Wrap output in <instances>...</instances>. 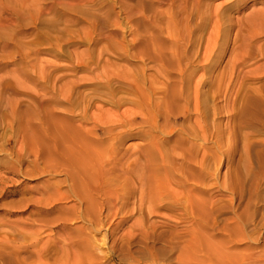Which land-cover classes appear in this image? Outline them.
Listing matches in <instances>:
<instances>
[{"label": "rangeland", "instance_id": "obj_1", "mask_svg": "<svg viewBox=\"0 0 264 264\" xmlns=\"http://www.w3.org/2000/svg\"><path fill=\"white\" fill-rule=\"evenodd\" d=\"M84 238L264 264V0H0V264Z\"/></svg>", "mask_w": 264, "mask_h": 264}, {"label": "bare ground", "instance_id": "obj_2", "mask_svg": "<svg viewBox=\"0 0 264 264\" xmlns=\"http://www.w3.org/2000/svg\"><path fill=\"white\" fill-rule=\"evenodd\" d=\"M79 184H81V185H84L87 189H88V193H87V195L85 196V195H80V194H77L78 193V190H77V185H79ZM103 184H105L104 183V181L102 180V178H95V179H93L92 177H81L80 179H78V182L76 183H74L73 182V184H72V186H71V190H74V191H76V192H74L75 193V196H77L78 197V199H79V203L81 204V202H82V204H83V202L85 203L84 205H85V207L88 209V205H89V203H90V201L91 202H93L92 201V198H91V196H90V190H94V188H92L94 185H95V191H97V192H99V190L101 189V187L103 186ZM91 188V189H90ZM105 190V189H104ZM101 191V190H100ZM102 192V191H101ZM95 193V192H94ZM93 194V193H92ZM100 195V194H99ZM77 199V200H78ZM100 199V198H99ZM102 201V200H101ZM94 202H95V200H94ZM101 203V202H100ZM79 204V205H80ZM94 204V203H93ZM97 205V204H96ZM82 210H83V208H82ZM88 214V213H87ZM86 214V215H87ZM84 215H85V213H83L82 211L80 212V217L81 218H84ZM78 216V217H79ZM205 217V216H204ZM207 217V216H206ZM90 218V217H89ZM86 220V219H85ZM95 220V219H94ZM204 221V220H203ZM202 221V222H203ZM91 222V221H90ZM198 222H199V220H198ZM205 224H204V230L202 229V231H201V233L203 234V236H201L200 238L199 237H194V236H191L190 237V241H189V243H190V245L193 247H201V249L203 248V250H205L204 252L205 253H207V240H206V229H207V225H206V220H205V222H204ZM91 225H92V230H96L95 228V226H96V222H91L90 223ZM203 226V225H202ZM200 230V229H199ZM204 231V232H203ZM194 232V231H193ZM191 233V232H190ZM205 235V236H204ZM85 239V238H84ZM94 241H91V239H85V240H83V241H72V240H70V242H67L66 244H67V246H66V244L64 245H62L61 244V249H60V252H58V253H56L55 252V250H54V247H56V246H54V244H52L53 246H52V249H51V252H50V254H48V255H46V257L44 258L43 256H36V257H34V259H35V261L36 262H45L46 264H94V262L90 259L91 258V253L90 252H82V251H79V249H80V247H82V245L84 246L85 245V247L87 246V248H88V250L91 248L90 246H92V243H93ZM53 243V242H52ZM54 243H55V241H54ZM59 247V248H60ZM58 248V247H57ZM56 248V249H57ZM58 248V249H59ZM83 248V247H82ZM63 250H65L64 252H63ZM88 250H86V251H88ZM84 251V250H83ZM205 255V254H204ZM208 256V255H207ZM2 257V256H1ZM0 257V258H1ZM22 259H26V258H22ZM182 259V258H181ZM205 259V258H204ZM16 260V259H15ZM14 260V261H15ZM3 261H6L7 262V264H9L10 263V260H9V258L8 259H3L2 260V262ZM16 261H18V260H16Z\"/></svg>", "mask_w": 264, "mask_h": 264}]
</instances>
